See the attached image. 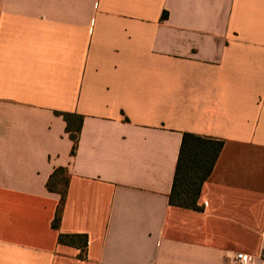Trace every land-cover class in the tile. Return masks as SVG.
I'll return each instance as SVG.
<instances>
[{
    "label": "crops",
    "instance_id": "1",
    "mask_svg": "<svg viewBox=\"0 0 264 264\" xmlns=\"http://www.w3.org/2000/svg\"><path fill=\"white\" fill-rule=\"evenodd\" d=\"M57 112L82 115L74 155ZM184 132L223 141L202 211L168 202ZM235 252L264 264V0H0V264Z\"/></svg>",
    "mask_w": 264,
    "mask_h": 264
},
{
    "label": "trees",
    "instance_id": "2",
    "mask_svg": "<svg viewBox=\"0 0 264 264\" xmlns=\"http://www.w3.org/2000/svg\"><path fill=\"white\" fill-rule=\"evenodd\" d=\"M167 13L163 11L161 19L166 18ZM66 122V132L72 141L70 154L74 155L80 133L82 115L68 112H57ZM223 141L208 138L190 132L182 134L178 158L175 165L168 202L178 207L202 211L203 206L199 203L201 187L208 178L214 164L220 154ZM69 177L64 167H57L46 182L49 191L58 192L60 195L56 205L51 226L58 229L62 211L65 203ZM57 242L75 246L80 249L79 256L86 257L88 238L84 233H59Z\"/></svg>",
    "mask_w": 264,
    "mask_h": 264
},
{
    "label": "built area",
    "instance_id": "3",
    "mask_svg": "<svg viewBox=\"0 0 264 264\" xmlns=\"http://www.w3.org/2000/svg\"><path fill=\"white\" fill-rule=\"evenodd\" d=\"M233 259L238 264H254L255 263L254 255L244 253V252H235L233 255Z\"/></svg>",
    "mask_w": 264,
    "mask_h": 264
}]
</instances>
